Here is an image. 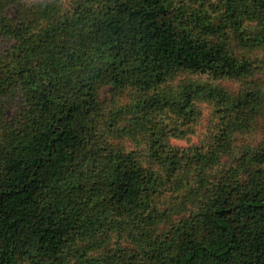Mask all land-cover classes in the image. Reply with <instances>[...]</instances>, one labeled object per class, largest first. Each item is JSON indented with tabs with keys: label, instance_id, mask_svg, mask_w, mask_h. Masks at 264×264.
<instances>
[{
	"label": "trees",
	"instance_id": "1",
	"mask_svg": "<svg viewBox=\"0 0 264 264\" xmlns=\"http://www.w3.org/2000/svg\"><path fill=\"white\" fill-rule=\"evenodd\" d=\"M0 38V264H264V133L223 166L255 129L264 92L164 90L179 71L253 73L232 48L264 47V0H0ZM106 85L146 92L126 110L142 131L153 112L189 121L197 103L213 104L212 142L186 158L153 140L144 159L110 144ZM177 172L178 189L194 176L178 203L187 212L161 228L158 179ZM114 232L136 245L96 253Z\"/></svg>",
	"mask_w": 264,
	"mask_h": 264
},
{
	"label": "rangeland",
	"instance_id": "2",
	"mask_svg": "<svg viewBox=\"0 0 264 264\" xmlns=\"http://www.w3.org/2000/svg\"><path fill=\"white\" fill-rule=\"evenodd\" d=\"M59 1L63 6L66 5V0ZM14 11L9 10V13H14ZM7 47L8 44L0 38V54ZM232 50L236 55H244L252 60L254 64L253 73L240 79H230L190 71H179L167 82L164 90L167 92L177 91L178 88L189 83H211L232 92H238L245 86L250 85L257 86L264 92V47H246L237 44ZM144 97H146V92L144 93L135 88L117 89L112 85H106L101 89V124L105 128V138L109 140L110 144L123 147L126 150H138L141 158L144 159L145 155L141 153L145 149L151 148L153 140H159L160 143L165 145L164 148L178 151L186 158L192 156L195 149H206L212 142L217 122L216 108L213 104L205 101L197 103L196 117L189 121L167 110L153 112L150 115L151 122L147 124L150 126L149 130L142 131L140 123L133 118L135 115L129 114L126 110L130 105L137 104ZM16 109L17 105L14 103L6 110L5 120L7 122L15 117ZM254 128L252 133L236 137L231 153L223 159V166L231 164L232 157L236 158L246 150L260 145L264 133V107L255 121ZM154 132L156 136L152 135ZM156 143L155 141L154 144ZM162 175L163 178L158 179L160 187L156 193L154 208L160 211L159 217L164 220L160 227L164 228L187 212V207L181 209V207H178V203L182 202L191 190L194 176L192 174L186 175L187 181L183 178L186 183L185 187L178 189L176 188L177 182L183 177L181 172L174 173L171 177L164 173ZM187 182H190V184ZM179 211L181 212L176 213ZM82 245L84 247L89 245V241L83 242ZM117 245L131 248L136 243L133 240L130 241L127 236L114 232L105 241L99 243L95 252L101 253L106 248L115 249Z\"/></svg>",
	"mask_w": 264,
	"mask_h": 264
}]
</instances>
